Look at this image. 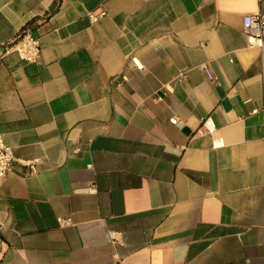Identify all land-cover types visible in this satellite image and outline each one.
<instances>
[{
    "label": "crops",
    "instance_id": "crops-1",
    "mask_svg": "<svg viewBox=\"0 0 264 264\" xmlns=\"http://www.w3.org/2000/svg\"><path fill=\"white\" fill-rule=\"evenodd\" d=\"M247 15L264 0H0V47L29 29L41 50L0 59V137L37 160L0 178V264H264ZM207 116L219 149L197 132Z\"/></svg>",
    "mask_w": 264,
    "mask_h": 264
},
{
    "label": "built area",
    "instance_id": "built-area-1",
    "mask_svg": "<svg viewBox=\"0 0 264 264\" xmlns=\"http://www.w3.org/2000/svg\"><path fill=\"white\" fill-rule=\"evenodd\" d=\"M106 16L104 10H100L96 13H88L87 18L90 23H96ZM242 30L245 35L246 44L249 49H262L264 48V15H247L242 20ZM40 45L37 37L33 36L29 29L22 30L15 39L0 47V59L9 54H15L20 61L25 63H36L40 57ZM135 69L143 70L142 65L135 57L131 59ZM202 69L206 73L207 77L212 78L206 65L202 66ZM184 74H181V77ZM122 82H127L126 77H122ZM166 91H170L165 87ZM256 112V111H255ZM170 123L176 124L175 119H170ZM200 135H208L212 138V148H221V142L216 137L217 129L214 120L211 116H207L202 119L197 131ZM264 142V139H262ZM37 160L25 161L17 160L14 157L13 151L8 147L2 138L0 137V178H4L12 169L14 163H18L21 166L34 170ZM87 192L93 194L95 192L94 187H89ZM60 226H67L70 224L69 219H58ZM2 228L3 225L0 222V248L2 244ZM108 239L111 244H117L121 242V234L117 232H109Z\"/></svg>",
    "mask_w": 264,
    "mask_h": 264
},
{
    "label": "trees",
    "instance_id": "trees-1",
    "mask_svg": "<svg viewBox=\"0 0 264 264\" xmlns=\"http://www.w3.org/2000/svg\"><path fill=\"white\" fill-rule=\"evenodd\" d=\"M20 33V32H19Z\"/></svg>",
    "mask_w": 264,
    "mask_h": 264
}]
</instances>
